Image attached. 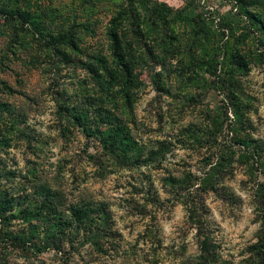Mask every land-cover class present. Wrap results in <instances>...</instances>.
<instances>
[{"label": "rangeland", "instance_id": "rangeland-1", "mask_svg": "<svg viewBox=\"0 0 264 264\" xmlns=\"http://www.w3.org/2000/svg\"><path fill=\"white\" fill-rule=\"evenodd\" d=\"M156 1L172 13L186 6L183 19L164 45L159 28L122 23L124 105L117 84L86 68L108 59V21L134 4L0 0V200L10 202L0 264H199L201 238L208 264L264 259V32L244 15L264 24V0ZM62 34L75 49L50 45ZM226 42L243 60L228 77L219 61L215 72L200 61ZM120 128L128 143H107ZM40 186L60 223L34 219Z\"/></svg>", "mask_w": 264, "mask_h": 264}, {"label": "trees", "instance_id": "trees-1", "mask_svg": "<svg viewBox=\"0 0 264 264\" xmlns=\"http://www.w3.org/2000/svg\"><path fill=\"white\" fill-rule=\"evenodd\" d=\"M129 5L134 4V9L128 10L125 8H119L110 17L108 21V28L106 30V38L108 41V59L105 56H96L93 59L92 66H87V71L93 75L97 71L102 73L108 82H113L117 84L119 89V95L124 103V105H130V88L132 83V71L129 61V55L125 51L121 43V37L119 34V28L122 23L127 24L131 28V32H135L137 29L143 28V31L148 29V26H153L160 29V34L158 36V41L164 45L170 37L167 36L164 30L169 27V25L181 22L180 15L186 6H182L179 10H175L173 13L168 9L164 3L158 2L156 0H136V3L131 2L132 0H127ZM6 13H9L7 11ZM246 17V27L250 28L253 32L263 33L264 24L263 22L255 16H252L248 11L244 12ZM16 16L19 17L23 22L27 23L30 21V17L26 12L16 11ZM221 25L227 30V36L231 37L235 43L238 42L236 36L231 28L230 22L225 19H221ZM203 33L201 29L195 34V42L200 43L203 40ZM240 40H246L248 35L246 33L239 35ZM46 38V37H45ZM50 45L56 49V46H67L71 49H75L72 36L67 34H62L60 36H55L50 38ZM234 43V42H233ZM221 52V59L218 60ZM201 63L205 67L212 71H216L217 62L220 63V70L225 77L234 72V68L243 63L238 53V47L234 44H228L226 42L224 46L219 49V52H211L207 54L205 59H200ZM93 66L95 68H93ZM0 106L6 107L5 103L0 102ZM126 134L123 128L120 130H114V132H109L107 135L106 142H110L112 145L121 142V139L128 143ZM40 192L43 194V200L39 202L38 207L34 209V219H39L42 215L44 217L55 221V223H60L64 214L57 210L58 206L56 204L55 195L50 192L47 188L40 186ZM10 202L6 200H0V215L5 216L8 212ZM83 215V210L80 208H74L72 210V217L75 220H81ZM264 223V218H263ZM198 251H199V264H208L207 260V249L205 246L204 239L198 240ZM260 264H264V259Z\"/></svg>", "mask_w": 264, "mask_h": 264}]
</instances>
